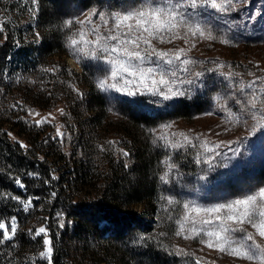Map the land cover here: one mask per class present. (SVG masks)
I'll list each match as a JSON object with an SVG mask.
<instances>
[{"label":"trees","instance_id":"obj_1","mask_svg":"<svg viewBox=\"0 0 264 264\" xmlns=\"http://www.w3.org/2000/svg\"><path fill=\"white\" fill-rule=\"evenodd\" d=\"M146 2L0 0V222L10 232L14 220L17 229L0 244V264H49L40 255L45 234L35 235L41 227L52 264H181L161 223L166 196L197 170V159L189 148L169 155L153 131L201 113L220 83L206 79L192 97L163 108L144 95L119 100L114 119L88 72L71 69L64 57L66 21L84 10L128 11ZM211 32L223 36L216 27ZM244 51L235 66L253 70L257 87L243 97L262 101L264 53ZM236 92L234 84L232 98ZM56 112L58 120L36 126V116Z\"/></svg>","mask_w":264,"mask_h":264},{"label":"rangeland","instance_id":"obj_2","mask_svg":"<svg viewBox=\"0 0 264 264\" xmlns=\"http://www.w3.org/2000/svg\"><path fill=\"white\" fill-rule=\"evenodd\" d=\"M152 2L184 13L183 16H178V20H182L183 23H179L172 33H162L161 39L149 38L150 47L140 43V47L135 50L141 51V55L146 57L141 66L156 69V80H159L160 74L163 73L164 79L169 81V87L184 91L186 97H192L206 79L220 83L216 86L217 92L211 95L201 113L187 121H165L153 131L162 145L167 147L165 149L169 151V155L180 148L184 150L189 148L197 159L195 164L197 170L182 178L178 183L177 191L170 192L166 196L167 205L163 215L165 221L161 223L164 242L170 245L174 253L182 257L181 264H197L198 261L199 264H249L248 261L220 253L200 243L201 238L207 239L206 237L185 239V235L192 234L189 231L193 227L191 222L183 224V235H177V232L181 229L183 217L190 212L192 206L203 208L228 203L264 189V128H260L251 118V114L254 111L258 112L261 105L259 103L258 108L254 110L250 107L252 101L243 97L245 89L254 87L257 79L253 70L248 67H242L239 71L235 66L238 54L246 53L245 48L249 50L247 52L264 53V0H233L236 7L223 13L214 8L176 7L183 0H152ZM93 11L104 13L106 18H109V27L111 13L127 12L84 10L69 19L73 24L67 28L68 38L80 30L81 24L78 21L85 20ZM92 20L94 24L85 25V31L101 24L98 16H93ZM207 23L211 26H207ZM193 27H199L204 35H193L189 30ZM214 27L220 30L223 36L214 37L211 32ZM100 33L105 36L109 34L103 25L100 27ZM87 39L92 40L94 37L89 35ZM108 43L114 45L116 42ZM82 47L87 51L89 46L82 45ZM128 47L131 49L133 46ZM180 50H183V53L180 59L176 60L175 54ZM68 51V55L64 56L67 64L76 72H83L84 69L88 72L86 74L90 82L108 102L106 108L108 115L114 119L113 114L116 111L114 105L119 100L144 95L149 97L153 106L163 108L166 104L184 97L178 96L164 101L161 96L141 94L136 91L135 85L130 87V91L134 93L131 95L114 89L101 91L97 87V82L110 75V65L104 60L91 59L69 47ZM156 53H168V55L160 59ZM166 60H172L173 63L167 64ZM183 60H188L190 63L185 65L182 63ZM133 63L138 62L133 61ZM172 72H175V76L170 75ZM198 73L201 74L199 77ZM189 80L193 83H187ZM234 84H237L235 95L237 94L239 98L235 96L232 98L230 94ZM241 88L244 90L240 91ZM157 100L161 102H152ZM49 115H38L35 119L58 120L57 112ZM185 137L187 140L184 139ZM185 204L189 205V209L184 207ZM205 215L201 213L197 217L194 212L191 213L196 220H202ZM158 222V215L154 211L150 225L156 227ZM195 227L199 229L201 225L196 224ZM243 227L246 232L253 233L258 244L264 246V239L255 235L254 229L249 225ZM240 235L239 232L234 233L236 237Z\"/></svg>","mask_w":264,"mask_h":264},{"label":"snow or ice","instance_id":"obj_3","mask_svg":"<svg viewBox=\"0 0 264 264\" xmlns=\"http://www.w3.org/2000/svg\"><path fill=\"white\" fill-rule=\"evenodd\" d=\"M32 3L35 4L36 0H32ZM228 6H231V8ZM176 7L192 9L214 8L216 11L223 13L234 9L236 5L233 0H183ZM183 15L184 13L177 12L174 8L165 7L148 0V2L134 10L111 13V26L109 27V18H106L102 12L93 11L85 20L78 21L81 24V28L78 32H74L69 36L68 47L91 59L104 60L110 65V75L106 79H101L97 82V87L101 91L106 92L109 89H114L115 91H123L125 94L131 95L134 93L130 91V87L135 85L136 91L141 94L161 96L164 101L172 100L175 97L184 96V91L169 87V81L164 79L163 73L160 74V79L156 80V69L142 67L141 65L144 64L146 57L141 55V51L135 49L140 47V43L150 47L149 38L161 39L162 33H172L179 23H183L182 20H178V16ZM93 16H98L101 24L85 31V25L94 24ZM72 24L73 21L68 20L64 26L70 28ZM101 25L108 31L109 34L107 36L100 33ZM189 30L193 35H204L199 27H193ZM0 31H3V29L0 28ZM145 33L147 34L146 36L144 35ZM89 35L93 36L94 39H87ZM209 38H211L210 35ZM109 41H115L116 43L112 45L108 43ZM82 45L89 46L88 50L85 51ZM129 45L133 47L130 49ZM182 53L183 50L177 52L175 59L179 60ZM156 55L158 58L163 59L168 53H156ZM133 61L138 63L134 64ZM165 63L172 64L173 61L166 60ZM182 63L187 65L190 61L183 60ZM170 75L175 76V72L170 73ZM200 75L199 73L197 74L198 77ZM187 83L192 84L193 81L189 80ZM152 102L160 103L161 101ZM258 103H260L261 107L258 112L254 111L251 114V118L257 122L260 128H264V100L257 101L254 97L250 107L255 110ZM43 122H46V119L37 121L36 126ZM57 135H61L59 129H57ZM184 139L187 140V137ZM172 146L176 147V145ZM21 147L26 146L22 144ZM123 155L127 156L128 153L125 152ZM166 176L167 174L161 177V180L165 183H167ZM16 183L21 188L24 187L19 180ZM12 198L16 199V197ZM30 203V201L24 202L25 209L30 206ZM184 207L189 209L187 204ZM193 212L197 217L201 213L206 215L202 220H196L191 216ZM187 222H191L193 227L189 230L192 234L185 235V239H195L197 236L206 237L207 239L201 238L200 243L210 249L214 248L220 253L248 261L249 264H264V246L258 244L253 233L246 232L243 227L244 225H249L255 230V235L264 239V189L254 194L234 199L228 203H220L203 208L192 206L190 212L183 217L181 229L177 232V235L184 234L183 224ZM196 224H200L201 227L197 229L195 227ZM0 230H3V237L0 239V244H3L5 241L11 240L15 235L17 230L15 221L13 220L12 222L10 232L5 223L0 222ZM237 232L241 233L239 237L234 236V233ZM41 233L45 234L43 243L46 247L45 251L41 252L40 255L41 257H47L49 264H52V243L47 238L44 227L39 228L35 235L39 236ZM197 264H199V261Z\"/></svg>","mask_w":264,"mask_h":264}]
</instances>
